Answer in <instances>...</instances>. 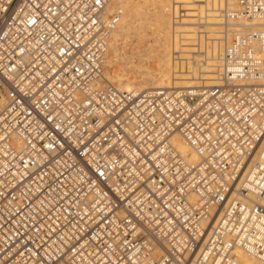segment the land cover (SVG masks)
<instances>
[{
  "label": "built area",
  "instance_id": "2783aa9c",
  "mask_svg": "<svg viewBox=\"0 0 264 264\" xmlns=\"http://www.w3.org/2000/svg\"><path fill=\"white\" fill-rule=\"evenodd\" d=\"M113 1L0 0V264L264 260V0H224L220 85L137 91Z\"/></svg>",
  "mask_w": 264,
  "mask_h": 264
},
{
  "label": "bare ground",
  "instance_id": "6f19581e",
  "mask_svg": "<svg viewBox=\"0 0 264 264\" xmlns=\"http://www.w3.org/2000/svg\"><path fill=\"white\" fill-rule=\"evenodd\" d=\"M224 3V0L113 1L108 13L118 10L121 15L109 38L103 84L109 82L129 91L220 85L224 22L220 9ZM174 16L180 17L176 23ZM259 22L264 23V18ZM148 29L152 30L148 36H153L152 43L157 45L158 50L157 54L149 51L150 56H155V67L140 66L131 77L123 72L125 70L115 71L114 66L117 65L123 69L127 58L125 50L119 45L131 35L141 39L146 37ZM133 62V59H128V64ZM0 95L3 93L0 92ZM172 140L191 162L199 160L198 154L179 133H175ZM238 255L243 264H264V260L242 251Z\"/></svg>",
  "mask_w": 264,
  "mask_h": 264
},
{
  "label": "rangeland",
  "instance_id": "374dc122",
  "mask_svg": "<svg viewBox=\"0 0 264 264\" xmlns=\"http://www.w3.org/2000/svg\"><path fill=\"white\" fill-rule=\"evenodd\" d=\"M151 31H152L151 29H148V34H146L147 36L143 37L142 39L137 36L131 35L126 39L125 42L123 41L122 44L119 45V47L125 50L127 54V58L125 61V66H123V69L122 66L120 67L117 65L114 66V69H116L115 71L118 72V69L119 72L125 70L123 72L129 74V76L131 77L135 72L139 70L140 66L151 65L152 67H155V61H156L155 56H150L149 51H151V53L157 54L158 50H157V45L152 43L154 42L153 36L152 35L148 36L150 35ZM151 43H152V47L149 48L148 46ZM128 59H133L134 62L132 64H128ZM104 69L106 70L105 67Z\"/></svg>",
  "mask_w": 264,
  "mask_h": 264
},
{
  "label": "snow or ice",
  "instance_id": "6c2138e0",
  "mask_svg": "<svg viewBox=\"0 0 264 264\" xmlns=\"http://www.w3.org/2000/svg\"><path fill=\"white\" fill-rule=\"evenodd\" d=\"M257 139H261L260 137H257ZM261 150L264 151V144L260 145Z\"/></svg>",
  "mask_w": 264,
  "mask_h": 264
}]
</instances>
